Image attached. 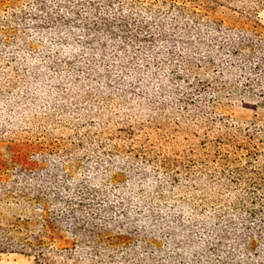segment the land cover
Returning a JSON list of instances; mask_svg holds the SVG:
<instances>
[{"label": "rangeland", "instance_id": "374dc122", "mask_svg": "<svg viewBox=\"0 0 264 264\" xmlns=\"http://www.w3.org/2000/svg\"><path fill=\"white\" fill-rule=\"evenodd\" d=\"M0 185L82 264H264V0H0Z\"/></svg>", "mask_w": 264, "mask_h": 264}, {"label": "trees", "instance_id": "16d2710c", "mask_svg": "<svg viewBox=\"0 0 264 264\" xmlns=\"http://www.w3.org/2000/svg\"><path fill=\"white\" fill-rule=\"evenodd\" d=\"M12 190H16L13 186H10ZM12 192L7 189L6 186L0 185V205L8 203L9 201V193ZM23 193V192H21ZM24 194V193H23ZM19 200H23L26 202V198L24 195L18 196ZM17 206L27 205L23 204L22 202L16 203ZM74 211L71 213V217L68 219L59 221V223H68V225L71 227L70 232L75 236L79 237V239L76 240V244L73 245L74 248L71 249H65L61 252H58L56 255L54 251H50L47 248H43V243L39 241L37 237H31V241H25L24 239L20 238L18 236V233L20 232L21 227L16 229L14 231L15 225L12 226H4L0 221V260L1 256L3 255H11V254H17V255H23L27 257L33 258V264H54V262L51 260L53 256H60L62 259V264H67V261H72V264H82L81 261H85V257L83 258H76L75 254L72 252L78 250L81 248V254H83L84 251L82 247H85L86 243L90 241L89 245L93 244V238L94 236L88 235V231L85 228L86 222H79V220L74 218ZM19 221V220H18ZM22 224V228L27 230V224L28 221H19ZM51 225L45 226L43 231L46 232ZM83 239V240H80ZM88 245V244H87Z\"/></svg>", "mask_w": 264, "mask_h": 264}]
</instances>
